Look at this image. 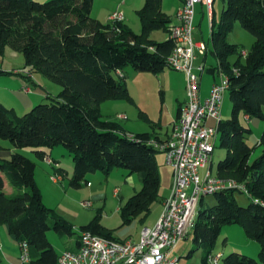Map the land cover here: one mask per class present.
Wrapping results in <instances>:
<instances>
[{"label": "trees", "instance_id": "obj_1", "mask_svg": "<svg viewBox=\"0 0 264 264\" xmlns=\"http://www.w3.org/2000/svg\"><path fill=\"white\" fill-rule=\"evenodd\" d=\"M161 2L144 0L136 11L141 30L135 33L122 22L103 23L91 17L93 0H0V51L8 47L21 53L31 73L59 87L56 96H48L23 115L0 101V151L4 150L2 141L8 142L6 150L10 151L7 158L0 156V225L7 227L19 246L27 245L24 264H58L47 232L52 230L62 238L72 235L73 228L44 205L35 181L36 164L23 149L43 160L45 149L64 148L72 158L69 186L74 189L86 182L89 173L107 176L122 169L128 176L135 174L141 189L121 208L125 224L147 217L157 201L159 151L152 142L161 140L147 132L124 133L115 122L101 118L100 106L111 100L132 102L124 83L125 67L152 74L167 67L174 45L170 38L173 22ZM221 2L219 21L214 20V10L211 15V44L227 78L231 102L230 117L217 124L224 156L214 178L222 187L211 194L212 206L197 211L191 228L195 248L188 256L202 249L201 262L207 264L222 228L238 225L259 245L257 259L232 252L221 264H264V132L251 147V129L240 122L241 115L264 120V0ZM236 22L253 37L243 60L242 50L226 41ZM155 31L167 39H151ZM231 55L238 56L232 64ZM179 111L180 107L176 117ZM254 148L260 153L251 160ZM55 172L66 175L63 168ZM236 192L247 196L246 206L238 204ZM80 231L116 240L96 219Z\"/></svg>", "mask_w": 264, "mask_h": 264}, {"label": "rangeland", "instance_id": "obj_2", "mask_svg": "<svg viewBox=\"0 0 264 264\" xmlns=\"http://www.w3.org/2000/svg\"><path fill=\"white\" fill-rule=\"evenodd\" d=\"M43 3L46 0H34ZM144 0H93L91 8V17L101 22L109 21V17L114 13L123 15L122 21L132 31L140 33V23L136 15V11L142 6ZM162 7L167 14H172L180 8V0H162ZM222 8L221 0H215L213 5L214 20L219 21ZM194 24H199L201 34L199 40L204 41L208 49L205 59V66L214 69L205 71L201 77V94L202 97L209 94L213 78L219 81V64L216 54L211 44V18L204 10L201 12V6L195 7ZM235 28L226 35V41L235 45L242 51H248L253 43V37L244 31L239 23L236 22ZM202 36V38H201ZM166 37L160 31L151 34V39L162 42ZM238 58L237 55H231L228 61L232 64ZM243 60V57H241ZM195 63H202V57L196 56ZM28 71L35 74V82L39 84L49 83L54 88H46V92L50 96H56L54 92L59 89L58 86L48 81L39 74L31 73L25 66L23 55L6 47L0 51V83L3 85L0 92H7L8 97L16 99L15 111L18 115L28 112L25 105L12 94V92H21L22 73ZM18 73V77L13 73ZM125 76L124 83L132 99V102L126 100L105 101L100 106V116L103 120L115 122L124 133H149L151 135L158 134L164 136L170 130L172 119L175 115L178 103L184 99L185 75L181 72L165 67L157 74L141 73L134 70L131 66L125 67L123 70ZM20 75V76H19ZM14 76V78H12ZM38 81V82H37ZM13 84H12V83ZM8 84V85H5ZM45 88V87H44ZM7 90V91H6ZM29 91V89H28ZM27 91V92H28ZM6 93V94H7ZM11 93V94H10ZM48 97V96H47ZM231 102L229 93L226 91L223 96L220 120L224 121L230 117ZM3 143H8L2 141ZM255 139L250 135L248 144L254 147ZM214 151L210 161L211 176L215 175L216 165L224 156V151L219 148V135L214 139ZM53 157L60 160L66 173L61 181L53 182V171L49 166H45L40 160L36 159L31 150L23 149L22 153L28 158L34 160L36 167V180L40 189L44 205L52 209L54 214L72 226V235L59 237L52 230L47 232V239L53 246L57 255L64 250L74 249L75 241L81 234L80 227L88 224L93 219L107 228L116 240H132L136 242L139 233L145 226H152L158 219L162 211V202L170 196L172 188V172L170 166L166 163L163 153L158 152L156 162L159 171L160 186L158 190V199L149 209V215L145 218L137 217L129 224H125L121 214V208L129 200V198L141 189V183L135 174L127 175L122 169H114L107 176L100 172L89 173L85 177V181L79 189L69 186V178L72 173L73 163L68 152L62 147H56ZM62 151L64 156H60ZM260 153L259 148H254L252 158H256ZM209 163L204 169L199 170V177L202 180ZM87 183L89 185H87ZM9 188H6L8 190ZM117 192L116 194L114 192ZM234 197L239 205L246 206L248 198L245 194L236 192ZM84 204L89 206L84 207ZM213 205V196L207 195L202 198V204L199 209ZM195 246L192 242L191 229L187 237L181 240L171 252V256L178 258V264H203L201 262L203 250L198 249L188 256L189 252ZM259 245L249 240L241 227L238 225H230L222 228L218 239L212 247V256L220 254L218 264L221 259L232 252H236L254 259H257ZM207 264H209L207 262Z\"/></svg>", "mask_w": 264, "mask_h": 264}, {"label": "built area", "instance_id": "obj_3", "mask_svg": "<svg viewBox=\"0 0 264 264\" xmlns=\"http://www.w3.org/2000/svg\"><path fill=\"white\" fill-rule=\"evenodd\" d=\"M197 5L211 17L214 0H181L176 23L170 27L174 45L167 58V67L185 75V101L172 121L167 137L160 142H152L164 154L173 181L170 196L162 202L160 216L153 226L142 228L136 242L110 240L89 231L81 232L77 249L64 250L58 255V264H178V258L171 256V252L194 225L200 200L222 187V183L211 176L210 161L228 84L219 69V81L211 85L205 99H200L201 76L208 68L205 62L195 63L196 56L205 57L207 54L205 43L193 41ZM122 19L119 13L109 17L111 22ZM245 55L246 52L242 51L241 56ZM208 120L214 121V125H209ZM45 161L51 164L49 158ZM207 163L208 169L201 180L199 170L204 169ZM61 177L55 173L52 181L59 182ZM220 257V254L209 256L207 262L218 264ZM27 261V245L22 243L19 262L24 264Z\"/></svg>", "mask_w": 264, "mask_h": 264}, {"label": "crops", "instance_id": "obj_4", "mask_svg": "<svg viewBox=\"0 0 264 264\" xmlns=\"http://www.w3.org/2000/svg\"><path fill=\"white\" fill-rule=\"evenodd\" d=\"M180 5H181V0H180ZM161 8H162L163 12L165 14H167V12H165L163 7H162V2H161ZM204 10L205 9L201 6L202 14L204 13ZM177 11L178 10L174 11L172 14H167L168 16L171 17V20H172L173 23H176V13H177ZM194 13H195V10H194ZM122 17H123V15H122ZM123 21H124V19H123ZM235 24L233 26V29L236 26ZM194 26H195V28L193 30V41L196 42V43L197 42H203L204 43L203 40L202 41L199 40V34H201L199 24H197V25L194 24ZM135 33H137V32H135ZM201 38H202V36H201ZM166 39H167V36L164 38V40H166ZM207 53H208V49H207ZM206 56H207V54H206ZM206 56L202 57V62H205ZM28 74H29L28 71L27 72L23 71L22 76H21L22 77V84H21L20 88H21V92L22 93L12 92V94L16 95V97L25 105V109H27L26 111L31 109L35 104L47 100V96H50V95H49V93L46 92V90H45L46 88H48V87L54 88L51 85H49V83H46V82L44 84L36 83L35 82L36 75L35 74H30V76H28ZM13 75L18 77V73L17 72L16 73L14 72ZM14 76L12 78H14ZM215 82H217V81H216V79L213 78L212 84L215 83ZM5 85H8V84H5ZM2 86L3 85L0 83V91L3 89ZM184 88H185V83L183 84V90H184ZM28 89H29V91H28ZM54 90H58L57 92H54V93H57V94L59 93V89H54ZM6 93L7 92H5V93L4 92L3 93L0 92V101L5 106L11 107V108H13L15 110V106H16V102L15 101H16V99L12 98V95H11V97H8L9 95H8V93L7 94ZM57 94H55V95H57ZM207 96H208V94H207ZM207 96L202 97V94H201V80H200V99L203 100ZM184 101H185V94H184V99L181 102L178 103L177 108L181 107V105L184 103ZM176 111H177V109H176ZM175 118H176V112H175V115H174L172 121ZM240 122L243 125H245V126H247V127H249L251 129V136L254 137V139L256 141L255 143H257L260 134L262 132H264V120L249 119L246 116L241 115ZM207 123L209 125H214V121H212V120H208ZM170 128H171V126H170ZM169 132H170V130L167 131L163 137L159 136L158 134H154L152 136L153 137H158L160 140H163V139H165L167 137ZM130 134H132V133H130ZM1 145L4 147L3 148L4 150L0 151V156L4 157V158H7L9 156V154H10V151L6 150L8 145L6 143H2ZM54 149H52V150H46L45 149V151L47 153L45 155V158H49L51 160V164H48L45 161V159L40 160V161L45 166L48 165L49 168H50V171H53V173L55 174L56 173L55 169L63 167V164H62V162L60 160H57V159H55L53 157V153H54L53 150ZM56 152L60 153V156H64V154H62V151H56ZM35 164H36V162H35ZM36 167H37V164H36ZM66 175H69V172L66 173ZM35 181H36V184L38 186V182L36 180V168H35ZM154 223H153V225H154ZM145 227H151V226H145ZM76 249H77V246H75L74 249H70V250H76ZM0 263L1 264H20V262H19V245L16 242V240L13 238V236L10 235V233L8 232V229H7V227L5 225H0Z\"/></svg>", "mask_w": 264, "mask_h": 264}]
</instances>
